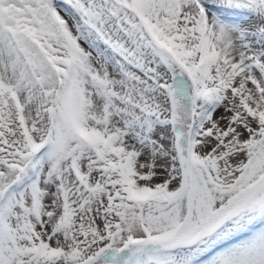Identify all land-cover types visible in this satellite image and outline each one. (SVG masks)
I'll return each mask as SVG.
<instances>
[{
    "label": "snow or ice",
    "instance_id": "snow-or-ice-1",
    "mask_svg": "<svg viewBox=\"0 0 264 264\" xmlns=\"http://www.w3.org/2000/svg\"><path fill=\"white\" fill-rule=\"evenodd\" d=\"M0 264H264V0H0Z\"/></svg>",
    "mask_w": 264,
    "mask_h": 264
}]
</instances>
